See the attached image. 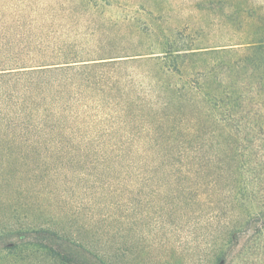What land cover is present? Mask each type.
<instances>
[{"label":"trees","instance_id":"trees-1","mask_svg":"<svg viewBox=\"0 0 264 264\" xmlns=\"http://www.w3.org/2000/svg\"><path fill=\"white\" fill-rule=\"evenodd\" d=\"M151 1L0 0L1 153L102 151L106 162L116 151L121 165L188 168L185 177L227 180L242 193L250 180L244 135L264 138V0H194L222 21L208 33L190 22L166 25L158 6L167 0ZM214 135L242 140L220 158L240 165H216ZM239 198L246 207H232L237 224L178 241L191 243L198 261L173 244L181 261L162 264H259L246 261L255 245L239 244L254 224L263 233L264 199L252 211ZM60 221L25 225L12 215L0 228L2 264L112 262Z\"/></svg>","mask_w":264,"mask_h":264},{"label":"rangeland","instance_id":"rangeland-1","mask_svg":"<svg viewBox=\"0 0 264 264\" xmlns=\"http://www.w3.org/2000/svg\"><path fill=\"white\" fill-rule=\"evenodd\" d=\"M193 1L160 3L158 7L165 8L162 19L166 25L190 22L192 27H204L208 33L215 28L214 22L217 25L222 22L209 12L195 9ZM132 2L152 4L151 0ZM244 137L248 139L244 145L249 150L243 159L244 169L250 170L246 172L250 180L242 193L227 180L218 178L210 184L202 173L185 177L183 173L188 168L137 170L128 164L121 165L116 151L108 153L106 162L100 161L104 157L102 151L47 152L13 148L0 152V228L12 215L19 216L25 225L33 219L58 216L66 230L82 235L89 246L110 255L113 258L110 264L181 261L182 257L172 250L173 244H184L189 249L188 261H198L199 256L190 249L192 244L178 241H185L188 235L199 240L207 232L223 229L225 223L237 224L242 218L236 217L232 207L234 204L246 206L238 204L235 197L251 201L247 208L252 211L264 199V138ZM212 141L210 149L217 166L230 162L233 168L240 165V160L223 163L220 159H226L222 148L225 146L231 152L236 142L242 143L240 138L214 135ZM43 158L50 162L45 164ZM80 158L82 162H76ZM216 165L211 172L218 173ZM149 174L153 175L152 179H140ZM239 209L242 215L247 213ZM14 210L17 213L13 214ZM257 226H252L253 235L242 236L239 248L249 251L255 245L251 250L258 254L249 255L246 261L264 264V231L259 236ZM255 237L259 238L254 240ZM1 250L0 258L5 253Z\"/></svg>","mask_w":264,"mask_h":264}]
</instances>
